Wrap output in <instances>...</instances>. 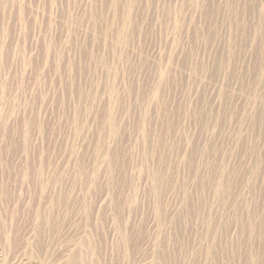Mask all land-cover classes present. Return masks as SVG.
Masks as SVG:
<instances>
[{
    "label": "rangeland",
    "instance_id": "obj_1",
    "mask_svg": "<svg viewBox=\"0 0 264 264\" xmlns=\"http://www.w3.org/2000/svg\"><path fill=\"white\" fill-rule=\"evenodd\" d=\"M0 264H264V0H0Z\"/></svg>",
    "mask_w": 264,
    "mask_h": 264
}]
</instances>
